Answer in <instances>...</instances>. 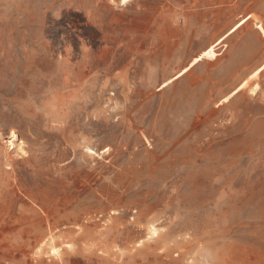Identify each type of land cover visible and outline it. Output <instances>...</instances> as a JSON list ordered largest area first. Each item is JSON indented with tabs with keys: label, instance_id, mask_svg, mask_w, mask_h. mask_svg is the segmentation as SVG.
<instances>
[{
	"label": "rangeland",
	"instance_id": "1",
	"mask_svg": "<svg viewBox=\"0 0 264 264\" xmlns=\"http://www.w3.org/2000/svg\"><path fill=\"white\" fill-rule=\"evenodd\" d=\"M0 264H264V0H0Z\"/></svg>",
	"mask_w": 264,
	"mask_h": 264
},
{
	"label": "bare ground",
	"instance_id": "2",
	"mask_svg": "<svg viewBox=\"0 0 264 264\" xmlns=\"http://www.w3.org/2000/svg\"><path fill=\"white\" fill-rule=\"evenodd\" d=\"M11 135V134H10ZM10 139V138H9ZM11 140V139H10ZM10 144V143H9ZM19 146V145H18ZM17 147V146H16ZM7 165V164H6ZM11 164H9V165H7L8 166V170H10L12 167L10 166ZM6 166V167H7ZM5 170H7V169H5ZM7 173V172H6ZM18 191V190H17ZM19 192V191H18ZM21 193V192H20Z\"/></svg>",
	"mask_w": 264,
	"mask_h": 264
}]
</instances>
